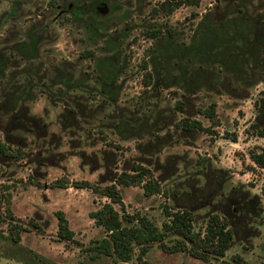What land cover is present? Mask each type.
<instances>
[{"label": "rangeland", "instance_id": "1", "mask_svg": "<svg viewBox=\"0 0 264 264\" xmlns=\"http://www.w3.org/2000/svg\"><path fill=\"white\" fill-rule=\"evenodd\" d=\"M158 1L0 0V83H24L12 89L16 92L0 84V140L12 154L0 153V216L24 228L15 241V231L8 233L6 221L0 220V264H126L90 249L103 232L87 213L105 198L74 183L103 185L113 172L130 171L131 163L146 166L160 191L144 194L139 183L121 186L128 214L139 213L159 225L165 205L190 210L194 229L212 213L225 217L232 229L221 258L204 261L180 250L165 252L154 241L143 255L145 264H235L234 254L264 264V168L255 166L247 154L253 146L264 147V79L249 84L244 78L252 79L253 74L241 71L234 76L237 80L217 84L220 93L213 92L214 81L207 80L209 89L187 94L172 83L175 69H169L167 81L156 71L158 77L152 75L142 89L139 66L143 49L154 40L143 38L142 28L169 26L177 40L187 41L193 23L206 10L200 27L211 24L210 17L217 13L225 15L223 30L232 33L221 31L222 38H216L218 29L209 27L204 45L249 32L251 41L242 45L256 55L264 49V0H200L197 5H179L165 16L151 15L150 7ZM239 4L243 7L231 11ZM60 8H66L63 15H57ZM244 11L250 15L244 16ZM195 27L190 35L196 34ZM203 31H197L199 39ZM7 50L16 54L10 62ZM259 58L253 66L263 64L264 55ZM94 60L99 75L90 72ZM147 69L153 74L151 66ZM154 82L162 89L151 90ZM76 83L84 89L74 86L62 98L61 93ZM43 84L47 92L40 90ZM86 90L101 92L119 105L120 112L110 115L113 122H106L110 127L102 124L103 134L95 129L96 121H82L107 109L103 104L90 106L89 100L98 96L87 97ZM130 96L132 103L127 101ZM178 100L183 101V112L173 105ZM211 102L214 117L208 119L198 108ZM154 104L158 116L151 121L144 111ZM117 116L131 120L140 135L134 137ZM180 116L196 118L208 130L163 127ZM156 128L166 139H154ZM56 210L67 219L71 239L56 236ZM163 240L169 243L171 236ZM136 253L134 245L133 262Z\"/></svg>", "mask_w": 264, "mask_h": 264}, {"label": "trees", "instance_id": "2", "mask_svg": "<svg viewBox=\"0 0 264 264\" xmlns=\"http://www.w3.org/2000/svg\"><path fill=\"white\" fill-rule=\"evenodd\" d=\"M199 1L200 0H160L154 6L150 7V14L165 16L171 13L179 5H197ZM214 1L216 3L218 1L223 2L224 0ZM230 1L232 0H229V2ZM241 5L242 4L232 6L231 11L235 10V7L237 6L243 7ZM237 11L240 10L237 9ZM205 13H207V10L198 16L191 28L192 30L196 26V34L203 31L202 28H204L200 39L195 33L190 35V30L187 41H183V39L177 40V36L173 32L172 28L169 26L163 28L161 24H157L153 27L142 28L140 30L139 33L143 38L151 40L154 39L153 44L151 43L143 49L139 62V66L142 69V89H145L150 84L152 81V75L154 77H158L156 71L159 72L158 75H160L163 80H169V78H167V72L169 69L176 70V75H174L176 81L172 83L179 84L183 91L187 94H191L199 90L209 89L207 80L214 81L213 85L215 90L213 92L220 93L222 92V88L218 87L217 84L223 83L228 79L233 78L236 74L241 76V71H247V74H253L252 79L248 77L244 78V80H246V82L249 84H255L264 79V61L262 62V65L253 66L254 60H262L259 57L264 55V49L254 55L246 51L245 43L242 45V42L244 41H251V34L249 32H244L243 34L239 35L237 34L233 40L227 38L226 42H219L216 40L212 44L204 45L202 43L204 36H206V33L208 32L207 28L209 27L218 29V33H215L214 35L216 38L219 36L222 38L220 35L221 31L225 35L227 33L228 35H231L232 33V30H229V32L223 30L222 25H225V20H223L225 19V15L220 16L216 12L215 15L210 17V21L212 22L211 24H204L200 27L199 22L204 19L203 14ZM249 15L250 14H246L244 11V16ZM236 21L238 20L236 19ZM236 21L235 23H237ZM132 40H134V38H132ZM5 54L6 57H8L9 62L16 57L15 52L12 50H7ZM85 54L90 56L91 51L85 50ZM188 55L191 57H188ZM127 58L125 55H123L124 60ZM148 65L151 66V71L153 74L147 69ZM97 67V62L94 60V64L91 66L90 72H94L95 75H99L98 70H96L98 69ZM110 69H113V67ZM238 80H240V78H238ZM41 82L46 84L44 79H42ZM167 83L164 85H168ZM229 83L230 82L228 81L226 82V84ZM0 84L2 87L7 86V90H11L13 92H16L12 89H15L17 85H24V83H19V79H16L13 82V85H8V83L5 85L3 82ZM38 85L39 84L36 83L34 89H37ZM74 86L78 88L77 90L84 89L82 84H71L64 93H61L62 98H64V95L69 93V90ZM39 88L40 90L44 89L43 91H48L44 84L39 86ZM151 88V90L156 92L157 90L162 89V86L161 84L158 86L157 82H154L151 84ZM116 92L117 91H115V94ZM86 93L87 97H92L93 95L98 96V99L92 97L89 100L90 106H96V104H103L107 106V109L104 112H100L98 109V114L97 112L95 113L97 115H88L83 117L82 120H88L90 123L97 122L95 129H97L98 133L103 134L104 130L101 127L102 124H104L105 127H110V124H106V122H113V119L110 115L114 113L115 110L116 112H120V109H118L119 105L108 100V98L102 95L101 92L98 94L97 92L86 90ZM127 101L132 103V96H130ZM155 105L156 104L145 107L146 111L144 112L150 116L151 121H155L158 116V109L154 108ZM173 105L175 109H178L181 112L184 111L182 100L174 102ZM67 109L71 110V108L68 107ZM150 111L152 113H150ZM198 112L203 114L208 119L214 117V103L211 102L204 108H198ZM140 116H142V114ZM127 119L128 118L126 116H117L116 118L117 122L125 123L133 131L135 124L131 120L128 121ZM138 120H140V118H138ZM135 122H137V120H135ZM168 123L169 124L163 127L169 129L168 126L170 125L174 129H180L181 131L185 132L191 130H208V127L202 126L199 120L196 118H190L188 116H180L174 119L172 118L170 122L168 121ZM108 129L110 132H112L110 128ZM157 130L158 128H156V131L153 130L152 132L154 139H166L165 136L158 134L159 132L157 133ZM257 133L262 135L263 129L257 130ZM118 135L120 138L122 137V133H119ZM133 135L134 137H137L140 134L136 133L134 130ZM147 137L151 138L150 135ZM230 137L232 140L235 139L234 134H231ZM8 146V144H4L0 140V153L12 155L8 151ZM114 146L117 147L118 145L114 144ZM247 154L248 158L255 166L264 168V147L253 146L249 148ZM129 169L132 171V173L122 169L113 172L112 179L103 185H95L85 180L74 183L81 187H88L93 192L98 193L100 196L105 198L98 203L97 207L89 210L87 213L92 219L94 225L99 226L103 232L102 237L99 240H96L94 244L90 246V249L93 250L95 254H103L109 256L115 261L118 260L125 262L126 264H145L143 255L150 247V244L156 241L161 250L165 252L180 250L204 261H207L211 258H221L224 255L232 240V229L229 226L226 218L223 216H219L214 213L209 214L203 221L201 228L194 229L192 224L193 214L190 210L184 208L171 209L169 206L163 205V219L159 225L154 224L146 216L139 213L134 212L128 214L125 212L121 199V186L139 183L144 194H151L153 192L160 191L157 180L152 178L151 172L146 166H142L137 163H131ZM261 192L264 194V182ZM114 205H117L118 208H115ZM54 214L56 217V236L60 239H71L73 235L72 230L69 229L67 219L65 218L63 212L56 210ZM1 219L6 221L8 233L15 231L14 235L11 236V239L16 241L19 238V231L23 230L24 228L20 224L13 223L10 220H6V218H2L0 216V220ZM167 235L171 236L169 243L163 240ZM134 245L137 246V253L135 255V261L133 262L131 260V256ZM231 260L235 264H251L250 262L244 260L239 254H234ZM225 264H230V262L226 261Z\"/></svg>", "mask_w": 264, "mask_h": 264}, {"label": "flooded vegetation", "instance_id": "3", "mask_svg": "<svg viewBox=\"0 0 264 264\" xmlns=\"http://www.w3.org/2000/svg\"><path fill=\"white\" fill-rule=\"evenodd\" d=\"M68 6H69V4L66 7H68ZM65 10H66V8H60V9H58L57 15H63L65 13Z\"/></svg>", "mask_w": 264, "mask_h": 264}]
</instances>
